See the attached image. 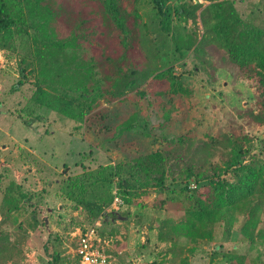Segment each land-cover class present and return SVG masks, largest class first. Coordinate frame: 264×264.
Wrapping results in <instances>:
<instances>
[{
    "label": "trees",
    "instance_id": "16d2710c",
    "mask_svg": "<svg viewBox=\"0 0 264 264\" xmlns=\"http://www.w3.org/2000/svg\"><path fill=\"white\" fill-rule=\"evenodd\" d=\"M208 1L0 0V49H21L25 54L13 91L31 74L38 78L27 103L30 113L46 108L81 123L103 100L123 103L133 98V91L142 98L147 92L162 98L158 106L163 112L170 96L188 97L190 89L173 72L172 64L150 63L152 58L162 59L163 55L153 56L155 49H167L169 42L176 58L201 55L214 68L209 55L218 51L227 62L256 74V101L240 119H226L216 134L163 133L160 149L131 152L115 164L67 175L61 182L66 198L75 208H84L93 221L134 218L135 225L141 226L142 209L148 207L167 213L157 224V235L174 246L180 237L186 243L211 241L216 228L223 226L228 237L236 233L249 247L259 248L264 245V26L243 18L232 0ZM165 56L171 60L168 53ZM173 118L167 111L159 129L173 124ZM137 119L132 115L117 123L111 137L136 130ZM146 135L152 134L146 130ZM113 187L122 210L107 213L105 208L116 197ZM3 200L7 214L25 210V204L34 206L25 223L48 228L49 220L42 206L36 205L34 191L13 181ZM174 212L179 213L176 219ZM178 226L186 233L175 238ZM96 234L102 235L99 229ZM23 238L0 225V264H12ZM184 245L170 250L174 254L194 251V246ZM43 250L52 264L78 262L77 256L56 251L50 235ZM262 253L254 264H264ZM214 257L223 264H253L248 253L222 243Z\"/></svg>",
    "mask_w": 264,
    "mask_h": 264
},
{
    "label": "rangeland",
    "instance_id": "374dc122",
    "mask_svg": "<svg viewBox=\"0 0 264 264\" xmlns=\"http://www.w3.org/2000/svg\"><path fill=\"white\" fill-rule=\"evenodd\" d=\"M171 1L175 3L181 0ZM232 1L243 18L264 26V0ZM168 44L167 49H155L153 56L163 55L162 59L157 61L152 58L150 63L164 67L172 64L173 72L190 89L188 97L184 96L183 100V97L178 99L170 96L163 112L158 106L162 98L150 92H147L146 98H142L133 91L130 92L133 98L123 103L120 100H103L83 123L64 119L46 108L30 113L27 103L38 78H33L31 74L21 87L13 91L21 78L20 61L25 54L21 49L19 52L0 49V225L8 232L24 236L19 252H14L16 255L12 258V264H15V259L18 260L16 264H52L43 250V243L49 235L56 251L62 255H73L76 244L73 233L91 226H96L105 240L104 251L108 255L106 264H223L220 258H213V252L220 243L248 253L253 258V264L254 260L255 263L261 260L259 256L264 252V245L249 247L247 240L236 233L228 237L223 232V226L216 228L213 240L200 241L198 244L186 243L187 240L180 237L186 232L178 226L174 237L180 238L178 245L174 246L169 240H161L157 235V224L167 216L165 212L160 214L156 210L149 211L148 207L143 208L141 226L135 225L134 218L130 222L119 218L104 223L102 217L93 221L84 208H75L73 201L63 193L64 182L61 180L67 175H80L99 165L115 164L131 152L160 149L163 147V138L160 136L163 133L170 135L192 130L202 136L206 133L214 135L224 128L226 119H240L241 113L256 101V74L249 75L227 62L218 51H212L209 55L210 61L215 62L214 68L206 61L208 57L201 55L176 58L172 55L171 43ZM165 53L170 55L171 60ZM164 99L167 101L168 97ZM169 110L174 123L160 130L158 125ZM132 115L138 118L136 130L111 137L116 124ZM146 130L152 135L147 136ZM13 181L34 191L36 205L42 206V212L49 220L48 228L28 227L25 223L34 206L25 204V210L20 208L7 214L3 197L5 189ZM116 190L113 187L114 196H118L115 195ZM119 206L114 197L105 212L118 211L121 209ZM135 206H131L132 211L136 209ZM178 216L179 213H172L174 219ZM20 223L22 228L18 227ZM12 237L17 241L16 235ZM183 244L184 248L194 246V251L185 250L182 254H174L170 250L172 247L183 248Z\"/></svg>",
    "mask_w": 264,
    "mask_h": 264
},
{
    "label": "built area",
    "instance_id": "2783aa9c",
    "mask_svg": "<svg viewBox=\"0 0 264 264\" xmlns=\"http://www.w3.org/2000/svg\"><path fill=\"white\" fill-rule=\"evenodd\" d=\"M117 203L119 197L116 196ZM76 244L73 255L78 257V262L71 264H106L108 255L105 253V240L97 236L95 226L78 229L75 231Z\"/></svg>",
    "mask_w": 264,
    "mask_h": 264
}]
</instances>
